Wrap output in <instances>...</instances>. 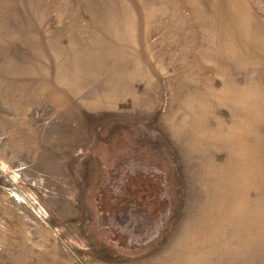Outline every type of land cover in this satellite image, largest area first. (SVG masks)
<instances>
[{
	"label": "rangeland",
	"instance_id": "1",
	"mask_svg": "<svg viewBox=\"0 0 264 264\" xmlns=\"http://www.w3.org/2000/svg\"><path fill=\"white\" fill-rule=\"evenodd\" d=\"M0 264H264V0H0Z\"/></svg>",
	"mask_w": 264,
	"mask_h": 264
},
{
	"label": "bare ground",
	"instance_id": "2",
	"mask_svg": "<svg viewBox=\"0 0 264 264\" xmlns=\"http://www.w3.org/2000/svg\"><path fill=\"white\" fill-rule=\"evenodd\" d=\"M230 166V165H229ZM231 189V188H230ZM216 195V194H215ZM219 197V196H218ZM229 198V197H228ZM223 201H224V197H222L221 199H218V198H215V197H213L212 199H211V205H213V204H215V205H213V206H221L222 205V203H223ZM225 201H226V199H225ZM227 204V203H226ZM226 205H224V206H222L221 207V213L218 215V214H216L215 212H212L213 211V209L211 210V211H209L208 212V214L209 215H207V220H210V221H208V222H211L212 223V228L214 227V225L215 226H220L219 224L220 223H223V221L225 220V217H228V213H229V211L227 210V209H225L226 207H225ZM232 209V208H231ZM219 217V218H218ZM216 218V219H215ZM218 218V219H217ZM214 231H217V230H214Z\"/></svg>",
	"mask_w": 264,
	"mask_h": 264
}]
</instances>
